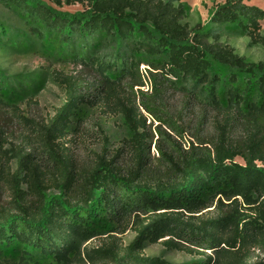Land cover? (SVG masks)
<instances>
[{
    "label": "trees",
    "instance_id": "trees-1",
    "mask_svg": "<svg viewBox=\"0 0 264 264\" xmlns=\"http://www.w3.org/2000/svg\"><path fill=\"white\" fill-rule=\"evenodd\" d=\"M49 1L86 7L70 13L46 0H0L34 35L54 36L60 58L72 55L81 67L78 75L58 76L66 102L42 126L43 148L35 156L15 151L16 170L3 178L15 185L9 205L0 206V264L96 257L108 261L103 264H173L141 255L147 243L165 237L170 249L215 253L190 264H264L248 258L253 247L264 252V60L250 62L219 40L228 27L264 48V10L249 0H226L206 24L191 26L183 22L180 0ZM1 33L15 34L6 27ZM145 59L153 69L152 93L134 90L145 85L139 70ZM0 86L14 87L2 78ZM171 89L206 110L190 138L192 121L184 122L165 101ZM87 103L125 116L132 132L124 140L126 161L108 160L105 149L91 169L76 171L60 156L57 141L69 135ZM13 105L0 90V110ZM144 112L159 122L154 128ZM2 141L0 134V152L7 153ZM54 163L64 177L56 182L59 193H49L44 179ZM215 202L214 212L202 213ZM131 218L137 236L122 252L82 248L125 229Z\"/></svg>",
    "mask_w": 264,
    "mask_h": 264
},
{
    "label": "rangeland",
    "instance_id": "rangeland-1",
    "mask_svg": "<svg viewBox=\"0 0 264 264\" xmlns=\"http://www.w3.org/2000/svg\"><path fill=\"white\" fill-rule=\"evenodd\" d=\"M46 1L60 11L70 13L82 11L86 7V5L80 3L57 6L49 0ZM225 1L180 0L186 7L183 22H187L191 26L197 23L204 25L208 22L216 5ZM248 3L255 4L264 10V0H249ZM261 24L264 30V19ZM5 27L15 34L12 36L10 33H1V30ZM219 40L234 47L239 55L244 56L250 62L264 60V48L262 46H250L247 36L228 30V27L221 29ZM60 52L59 43L55 41L54 36L53 38L48 36L40 38L34 35L19 13L0 5V78L3 79L4 83L9 80L14 86L13 88L0 86L3 98L8 101L13 100L14 103L13 106L0 110V134L3 135L2 147L7 150V153L0 152V206L9 205L8 202L12 195L11 183L13 186L15 185V183L3 179L8 175H12L16 170V159L13 158L15 151L37 155L44 146V142L41 141L42 126L46 125L55 115L57 109L66 102L65 87L59 82L58 76L60 74L78 75L81 70V67L72 61V55L62 59L63 57L60 58ZM139 70L145 85L135 86L134 90L141 89L147 93H152L149 76L150 71L153 69L147 64L146 59L141 63ZM92 78L89 77V79ZM85 80L83 84L88 82V79ZM85 93L89 95V92ZM126 93L127 91L123 92L124 95H127ZM165 101L176 112V116L178 112L180 113L184 122L192 121L186 135V138H190V134L194 132L198 120L203 117L206 111L204 107L200 104L189 105L188 98L173 89L168 91ZM137 103L139 105L138 101ZM144 114L147 124L152 125V128L159 123L154 121L148 113L144 112ZM210 115H213V112ZM78 117L79 120L76 119L73 122L69 135L57 141L60 156L69 160L68 162L73 165L76 171L91 169L97 156L105 149L107 150L108 160H127L124 140L129 138L132 132L121 112L103 104L87 103L82 106ZM212 131V128L207 126L205 132L210 134ZM118 153L120 155L116 157ZM154 154L157 156L153 145L152 155ZM29 159L30 157L26 160L29 161ZM1 163L4 164L3 167ZM57 163L49 165L45 169L44 179L49 193H59L56 182L64 180L62 172L55 169L59 165ZM21 188L24 191L28 190L25 185H21ZM216 204L217 202L202 213L211 214L209 212L215 211ZM134 226L131 218L128 227L125 229L123 227L108 234L94 237L85 242L82 248L91 249L92 252L101 247H113L122 252L137 236ZM167 238H162L158 242L147 243L142 248L141 255L159 256L173 264H190L204 260L207 256L215 257V253L210 249H199V251L197 249H170L163 243ZM83 256H85L84 253ZM245 256L247 257V254ZM248 258L251 263L262 262L264 261V252L253 247L248 252ZM104 262L108 261L96 257L93 261L86 259V262H74L73 264H103Z\"/></svg>",
    "mask_w": 264,
    "mask_h": 264
}]
</instances>
